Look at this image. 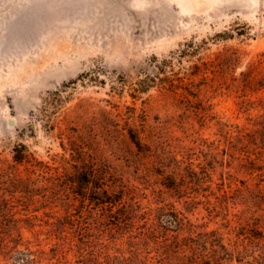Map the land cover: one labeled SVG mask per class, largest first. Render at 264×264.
Segmentation results:
<instances>
[{"label":"rangeland","instance_id":"obj_1","mask_svg":"<svg viewBox=\"0 0 264 264\" xmlns=\"http://www.w3.org/2000/svg\"><path fill=\"white\" fill-rule=\"evenodd\" d=\"M252 230L264 0H0V264H250Z\"/></svg>","mask_w":264,"mask_h":264},{"label":"trees","instance_id":"obj_2","mask_svg":"<svg viewBox=\"0 0 264 264\" xmlns=\"http://www.w3.org/2000/svg\"><path fill=\"white\" fill-rule=\"evenodd\" d=\"M134 139L135 138H133L134 143L139 146L140 145L139 142H135ZM15 160L18 162H22L23 160H25V157L24 156L20 157L18 155L15 157ZM78 170H79L78 176H80L82 179L81 183L83 185L84 190L87 191L90 188V186L92 185L93 190H100V193H101V190L103 191L102 200H99V202H98L99 204H103V205L110 206V207H115V206L121 205V199L120 198L116 199V197L110 195L109 190H106L105 187H110V186H108L104 183L102 184V181H104L105 179L102 178V175H97V172H96L94 167L84 164V168H80ZM99 185H103V186H99ZM171 223H174L175 225L180 226V228H182L181 226H183L182 221H180L178 219L173 220V222H171ZM252 231L253 232H251L252 233L251 239L264 241V231L256 230L257 231L256 234H253L254 230H252ZM234 259H236L234 257V254L226 253L223 257H219V261L217 260V262L211 261V260L207 261V262L200 260L197 263L198 264H223L225 261L232 262ZM237 259H239V258H237ZM250 264H264V255L259 256V258H254L253 262Z\"/></svg>","mask_w":264,"mask_h":264}]
</instances>
